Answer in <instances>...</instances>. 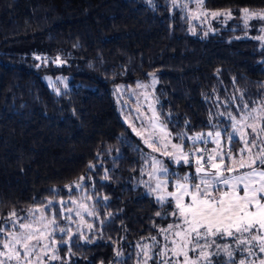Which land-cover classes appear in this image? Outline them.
Segmentation results:
<instances>
[{"label":"trees","instance_id":"obj_1","mask_svg":"<svg viewBox=\"0 0 264 264\" xmlns=\"http://www.w3.org/2000/svg\"><path fill=\"white\" fill-rule=\"evenodd\" d=\"M203 6L264 13V0ZM239 25L197 33L183 0H0V228L54 214L72 241L54 234L61 259L50 264H142L145 253L155 264L174 209L137 184L140 139L116 94L156 75L172 132L230 131L229 114L240 120L264 104V43ZM61 200L71 222L61 218Z\"/></svg>","mask_w":264,"mask_h":264},{"label":"snow or ice","instance_id":"obj_2","mask_svg":"<svg viewBox=\"0 0 264 264\" xmlns=\"http://www.w3.org/2000/svg\"><path fill=\"white\" fill-rule=\"evenodd\" d=\"M244 12L247 18L249 12L247 9H244ZM213 15H220V13H213ZM259 18L264 19V14H259ZM138 86L142 87V85ZM255 111L253 109L240 120H236L229 114V119L235 120V123L232 125L233 132L226 134L228 141H232L233 133H235L244 142V148L240 149L238 159L229 149L227 153L209 154L205 160L203 156L195 157L194 153H185L180 143L171 146L175 151L163 153L169 155L177 164L181 162L188 164L189 157L192 156L196 167L195 174H185L182 177L173 174L175 182L172 192L167 191L166 183L157 182L155 185L154 190H161L162 193L157 196V201L162 204H172L174 210L168 215L175 217L174 223L159 230L168 243L155 253L157 264H256V260L248 259L252 256L257 258L259 264H264V255H261L264 254V170H261L264 169V147H261L257 153L251 152L253 147H257V139L260 145L264 146V113L256 116L253 115ZM249 119L252 120L251 123H248ZM246 128L251 129L252 132L251 144L248 141V133L244 131ZM186 135V133H180L179 141L182 142ZM207 135H214L216 137L214 142L219 147L221 132L216 131L214 134L209 132ZM189 139L193 144L197 141L207 142L204 140L203 133H197ZM145 143H148L154 151L157 150L153 143L148 141ZM155 143L159 144L160 141ZM164 147L166 148L167 144ZM245 151L248 153L247 156L244 155ZM225 155L229 161L227 167H223ZM217 156H219L218 162ZM155 163L158 166L155 172L164 173L166 178L168 168L160 161ZM89 167L92 166L89 165ZM244 168L249 170L238 172L239 169ZM234 171L238 174L225 175ZM80 179L83 180V177ZM67 187L71 190L72 186ZM75 187L80 188L81 185L76 184ZM59 203L62 205L61 218L71 222L72 216H64L63 213L65 210L72 213L73 209L71 207L65 209L63 200ZM44 207L52 213L51 201ZM80 207L84 208V205ZM85 211H87L86 208ZM75 214L79 216L80 212L77 211ZM88 214L92 215L91 212ZM156 215L159 216L160 212L158 211ZM11 217H16V213L13 212ZM38 222H43L42 228L34 226ZM15 223L14 220L13 224ZM88 227L92 228V225L89 224ZM19 229L23 231L10 232L0 228V233L11 236V240L4 241L2 244L0 264H11V262L50 264L51 261L61 259L59 249L50 247L56 242L54 234L59 232L60 240L65 245L72 241V229L67 225L61 227L54 214L49 219L41 212L38 221L19 224ZM82 235L81 232L80 236ZM77 238L79 239V236ZM225 238L232 240L233 244L219 243ZM152 240L159 245L160 242L156 240V237H152ZM234 252L241 254L238 262ZM244 253H247V256H244ZM145 255V264H147V259L153 257L147 253ZM221 255H226L227 261L219 260ZM213 257L217 259L214 260Z\"/></svg>","mask_w":264,"mask_h":264},{"label":"rangeland","instance_id":"obj_3","mask_svg":"<svg viewBox=\"0 0 264 264\" xmlns=\"http://www.w3.org/2000/svg\"><path fill=\"white\" fill-rule=\"evenodd\" d=\"M183 5L188 8V14L191 21L194 24H198V27H194V31L197 33L200 31L204 34H208L210 32H216L220 28L229 24L230 21H234L240 24L239 28L244 30V32L246 33L256 32L260 38L264 37V19L259 18V14H264V13H250L247 16V18L245 16V13H241L240 15H234L231 13L215 12V13H220V15L214 16L213 13H210L204 9L203 0H183ZM261 40L264 43V39ZM138 85H142V87ZM157 85H158V77L156 75H152L149 78L142 79L135 84L121 86L116 94L117 101L118 104L120 105V108L123 111L126 124L131 128L132 132H134L137 135V137L140 139V144L143 152L142 175L138 180L137 184L142 186L145 189V191L153 195L155 198H157L158 195L162 194L161 190H154L157 182H161L162 184L166 183L167 191L172 192L174 191L173 185L175 182L173 174L179 175L181 177L184 176L185 174H195L194 169L193 170L187 169L186 171H179L172 169L169 162L175 163V161L169 155L163 153L175 151L171 147L173 144L180 143L185 153H189V152L194 153L195 157L203 156L205 160L207 159L209 154L216 155V153L219 152L227 153L229 149L232 150V155L234 157H237L238 159L240 149L244 148V142L242 139H239L238 134L233 133L232 141L231 142L228 141L226 134L232 133L233 129H230V131H226V130L220 131L221 137L219 138L220 139L219 147L214 142L216 140V137L214 135L213 136L207 135L211 131L200 132L204 134V140L207 141L206 143L203 141H197L195 144H193L192 140L189 139V137L195 136L197 133H194L192 135H186L182 142L179 141V134L184 132L181 130L177 133L172 132V130L168 127L167 123L164 121L163 119L164 117L159 111L158 102L156 100ZM255 110L256 111L253 113V115L259 116L261 113H264V104L260 105V107L258 106ZM251 122L252 120L249 119L248 123ZM244 131L248 133V141L249 144H251L252 143L251 129L246 128L244 129ZM215 132H211V133L214 134ZM162 137L164 139H161ZM158 140L160 141V143L159 144L155 143ZM186 140L188 143L185 145ZM145 141H148L149 143H153L157 150L154 151L153 148H150L148 146V143H145ZM165 144H167L166 148L164 147ZM256 144L257 147H253L251 149L252 153H257L260 151L261 147H264L260 145L259 139L256 140ZM244 155L245 156L248 155L247 151H245ZM155 161H160L163 166H166L168 168V175L166 178L164 173L155 172V170L158 167ZM218 161H219V156H217V162ZM228 163L229 161L227 155H225L223 167H227ZM189 164H191V166L194 168L196 167L195 160L193 159L192 156L189 157V163L186 165ZM248 170L249 169L244 168V169H239L238 172H246ZM238 172L234 171L232 173H225V175H237ZM241 195H243V191H241ZM80 205H84V208H81L80 212H84L85 208L88 210L86 201H82ZM40 214L30 217V219H27L26 222L23 223L38 221V217L40 216ZM14 220L16 221V223H18L16 226L17 229H15V226L14 227L11 226L12 228L10 232L23 231L22 229H19V224H22V222H20V220L17 219ZM80 223L83 225L85 223V220L82 219ZM34 226H39L42 228L43 222H38L34 224ZM2 228L5 229V227ZM8 240H11L10 235L0 233V250H3L2 248L3 242ZM162 241H163V245L165 243H168V241L164 239V236ZM219 243L233 244V241L228 238H225L224 240H220ZM55 245L56 243L51 244L50 247L54 248ZM163 245L161 246V248L163 247ZM169 247H171L170 244ZM189 255H194V253H189ZM234 255L236 261L238 262L241 259V254L239 252H234ZM222 256H224L226 260L228 259L226 255H222ZM244 256H247V253H244ZM248 259L256 260V264H259V261L255 256L248 257ZM145 261H146V255L142 264H145ZM11 264H14V262H11ZM147 264H153V263L152 261L149 262V259H147ZM155 264H157V258Z\"/></svg>","mask_w":264,"mask_h":264}]
</instances>
